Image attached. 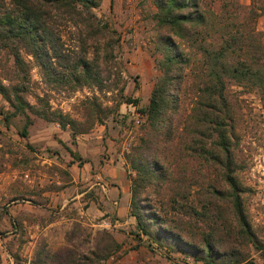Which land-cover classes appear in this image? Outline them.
Listing matches in <instances>:
<instances>
[{
  "label": "rangeland",
  "instance_id": "obj_1",
  "mask_svg": "<svg viewBox=\"0 0 264 264\" xmlns=\"http://www.w3.org/2000/svg\"><path fill=\"white\" fill-rule=\"evenodd\" d=\"M204 1L215 11L227 3L230 12L236 13L240 20L248 18L252 6L251 0ZM262 2L254 0L253 6ZM155 10L152 0H100L93 8L119 34L113 51L116 65H110L106 78L109 86L103 90L88 86L71 90L47 84L41 80L31 56L25 55L30 85L24 97L29 103L36 105L35 95H44L49 109L83 120L84 101L95 93L102 105L111 109L101 121L73 136L68 127L61 128L56 121L35 115L26 127V135L21 136L23 116L17 114L5 123L0 115V264H33L31 260L40 248L54 250L66 244L67 233L76 228L79 240L74 243L88 237L89 241L83 245L92 247L95 233L101 230L120 242L119 249L100 264H204L175 248L148 242L143 235L138 240L132 233L134 218L133 222L111 226L107 221L114 214L105 213L108 217L103 221L105 215L97 210L102 205L96 187L101 189L100 183L105 188L113 184L109 175H114L116 169L124 173L130 187L135 170L129 157L148 134L145 114L139 107L147 103L150 89L160 74L157 60L161 51L152 17ZM253 25L264 42V13L255 16ZM76 36L73 27L61 30V39L69 51L78 50ZM87 55L90 57L92 53ZM13 70L10 55L0 49L3 83L14 81ZM102 75H106L104 68ZM121 83L123 94L135 98L136 103L120 101L116 88ZM226 96L231 173L239 184L246 218L264 249V93L230 81L226 84ZM181 103L180 114L184 115L190 103L187 97ZM0 107L10 109L1 95ZM181 126L180 123L179 129ZM166 147L165 153L156 152L167 172L166 178L162 182L151 181L141 194L152 209L167 219L168 227L183 238L198 243L215 219V225L220 227L211 229V234L225 243L223 219L233 224L229 204L217 201L218 209L205 211L198 199L201 194L207 195L210 185L225 187L222 169L212 160L190 154L175 139ZM68 149L80 156L81 164L76 163ZM151 150L155 151L153 146ZM177 184L180 189H172ZM184 204L193 205L196 212ZM239 248L248 253L242 264H264V254L252 244H239Z\"/></svg>",
  "mask_w": 264,
  "mask_h": 264
},
{
  "label": "trees",
  "instance_id": "obj_2",
  "mask_svg": "<svg viewBox=\"0 0 264 264\" xmlns=\"http://www.w3.org/2000/svg\"><path fill=\"white\" fill-rule=\"evenodd\" d=\"M99 2L0 0V49L10 55L14 68V81L5 84L0 78V95L10 107L9 110L0 107V115L5 123L12 116L22 115L21 136L26 135V127L32 123L34 115L46 121H56L61 128L68 127L72 136L86 131L95 121L108 115L111 108L103 106L95 93L84 101L83 120L49 109L44 95H35L36 105L24 97L30 85L25 55L31 56L41 80L47 84L67 86L71 90L88 86L98 91L109 86L106 78L110 74V65H116L113 51L119 34L109 21L94 13L93 8ZM152 2L156 7L152 17L161 51L157 60L160 74L150 89L147 103L139 107V111L145 114L148 134L142 137L129 157V164L135 170L129 187L133 236L139 240L143 235L148 242L175 248L204 264H242L248 253L243 252L239 244L247 246L250 243L262 254L264 249L246 218L240 187L231 173L226 84L232 81L264 93V42L253 25L255 16L264 13V3L253 6L254 0H251L248 18L240 20L225 2L218 11L210 8L204 0ZM64 27L75 28L77 51H69L64 46L61 39ZM89 52L92 53L90 57ZM103 68L106 69L105 77ZM116 92L120 101L137 102L123 94L122 83ZM184 97L190 105L188 112L182 115L180 109ZM174 139L190 154L212 160L222 169L225 187L210 185L207 195L201 194L198 199L205 211L218 209L220 203L217 201L229 204L233 224L223 219L221 228L226 236L225 243L211 234V229L220 227L215 225V219L214 225H209L211 228L203 233L198 243L183 238L168 227L167 219L152 209L141 194L151 181L162 182L166 178L167 172L159 153L161 150L162 154L165 153L166 145ZM68 151L77 164L82 163L78 154L71 149ZM175 186L172 189H180L178 184ZM184 206L196 212L193 205ZM78 235V229H72L66 235V244L54 250L40 248L31 262L100 264L120 247V242L106 230L95 233L92 247L83 245L89 241L88 237L74 243L75 239L79 240Z\"/></svg>",
  "mask_w": 264,
  "mask_h": 264
},
{
  "label": "crops",
  "instance_id": "obj_3",
  "mask_svg": "<svg viewBox=\"0 0 264 264\" xmlns=\"http://www.w3.org/2000/svg\"><path fill=\"white\" fill-rule=\"evenodd\" d=\"M109 179L114 180V183L106 188L103 183H100L101 189L96 187L95 192L98 193V200L102 205L97 207L99 214H104L102 219L107 221L108 214L105 213L111 211L114 215L112 220L107 221L111 226H121L125 222H133V216L129 213V187L124 173L116 169L114 175H109Z\"/></svg>",
  "mask_w": 264,
  "mask_h": 264
}]
</instances>
